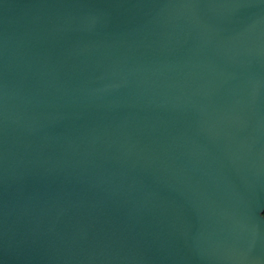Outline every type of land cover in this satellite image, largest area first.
<instances>
[{"label":"water","instance_id":"1","mask_svg":"<svg viewBox=\"0 0 264 264\" xmlns=\"http://www.w3.org/2000/svg\"><path fill=\"white\" fill-rule=\"evenodd\" d=\"M0 264H264V0H0Z\"/></svg>","mask_w":264,"mask_h":264}]
</instances>
